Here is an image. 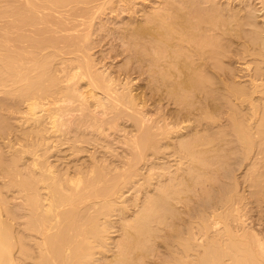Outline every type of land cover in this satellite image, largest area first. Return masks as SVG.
Wrapping results in <instances>:
<instances>
[{"label":"bare ground","instance_id":"obj_1","mask_svg":"<svg viewBox=\"0 0 264 264\" xmlns=\"http://www.w3.org/2000/svg\"><path fill=\"white\" fill-rule=\"evenodd\" d=\"M114 1L0 2V264H264L242 208L264 196V0H159L114 27L112 73L90 31Z\"/></svg>","mask_w":264,"mask_h":264},{"label":"rangeland","instance_id":"obj_2","mask_svg":"<svg viewBox=\"0 0 264 264\" xmlns=\"http://www.w3.org/2000/svg\"><path fill=\"white\" fill-rule=\"evenodd\" d=\"M2 0H0V2H1ZM118 1V0H117ZM117 1L115 0L114 2L116 3V5L118 6H116L115 5V3H113V5H115V8L114 7H112V8H114V10L113 9H111V8H104V9H101V10H103V12L101 11V10H99V15L97 16V14H98V12H97V14H96V16H95V14H94V16H95V19L93 20L94 21V25L92 24V26H91V31H92V33H91V31H90V35H93V36H91V37H93V39H94V45H93V39L90 37V41L92 42V55L94 56V58H95V60L97 61L98 60V62L99 61H101V64L100 65H103V67L105 66V68L107 67L108 69L110 68V72L112 71V73H116L117 72V66L118 65H122L123 66V63L125 62V61H127L125 58L127 57V59H128V56H126V55H128V53L127 54H125V50L123 49L124 47L126 48L127 47V42L125 43V41L124 40H120V37L118 38L117 36L119 35V34H117L116 32H118L119 30H118V28H120V26H121V24L119 23L120 21L122 22V21H126V20H123V19H126L127 18V20L129 19V18H131V20L132 19H134L133 18V15H134V17H135V19H136V16H137V19H139L140 18V16H141V18H143V15H145L146 13H145V11L144 10H147L146 8H148V10H150V9H152L153 7H155L156 6V4L157 3H160V1L159 0H130V6L131 7H129L128 5H129V2H128V4L126 3V9H128V10H126L125 9V7H123L122 5H123V1H119L118 3H117ZM129 1V0H128ZM201 1V0H200ZM143 2V3H142ZM154 3V5H151V4H153ZM162 2V1H161ZM254 2V1H253ZM252 1H251V3L252 4H254ZM1 3H3L4 4V6H5V0H3ZM0 3V4H1ZM2 4V5H3ZM121 4V5H120ZM161 4V3H160ZM2 5H0L1 7L0 8H2L3 6ZM150 5H151V7H150ZM255 5L257 6L258 5V3L256 4L255 3ZM254 5V6H255ZM124 6H125V4H124ZM116 7H117V9H116ZM127 7H129V8H127ZM67 8V7H66ZM135 8V9H134ZM256 8H258V6L256 7ZM109 9H111V10H109ZM129 9H132L133 11H135L134 13L133 12H131ZM142 9H143V11H144V13L145 14H141V12H142ZM115 10H116V12H115ZM118 10V11H117ZM130 11V12H129ZM260 11V10H259ZM102 12V13H101ZM131 13H133V14H131ZM258 13H261V12H258ZM129 14V15H128ZM114 16V18H113V20H112V17ZM128 16V17H127ZM130 16V17H129ZM3 17H5V19H6V16H2V19H0V36H2L1 34L3 33V36L2 37H4V36H6V35H8L7 34V31H6V26L4 27V25H5V23H3V21L2 20H5ZM110 17H111V19H110ZM140 18V19H141ZM8 19V18H7ZM6 19V20H7ZM122 19V20H121ZM136 19V20H137ZM5 20V21H6ZM111 20V21H110ZM7 21H9V20H7ZM119 21V22H118ZM10 22V21H9ZM1 23H3V24H1ZM119 23V24H118ZM7 24H8V22H7ZM6 24V25H7ZM102 24H106V25H104V27L106 28V26L108 27H110V28H112V31H110L111 29L110 28H106V30H105V28L104 29H101L102 28ZM117 24H118V27L116 28V26H117ZM124 23L122 22V25H123ZM9 25V24H8ZM120 25V26H119ZM80 26H82V25H80ZM79 26V27H80ZM99 26V27H98ZM118 30V31H116V30H114L115 32H113V29H115V28ZM94 28V29H93ZM5 29V30H4ZM108 29V30H107ZM110 29V30H109ZM13 30V29H12ZM27 30V29H26ZM4 31V32H3ZM24 31V30H23ZM28 32H29V29L27 30ZM26 31V32H27ZM107 31V32H106ZM9 32L11 33V30H9ZM8 32V33H9ZM12 33H13V31H12ZM11 33V35L9 34L8 36H10L11 38H12V36L14 37L16 34L15 33H17L16 31H14V33L13 34H15V35H13ZM30 33V32H29ZM114 33V34H113ZM116 33V34H115ZM95 35V36H94ZM36 36V35H35ZM16 37V36H15ZM14 37V38H15ZM17 38V37H16ZM15 38V40H17ZM2 39L3 38H1V42H2ZM15 40H14V42H13V45H16L15 43H17V42H19L18 40H17V42H15ZM89 41V42H90ZM124 41V42H123ZM21 43H23V44H21ZM21 43H17L18 45H17V47H19V45H21V47H22V45H23V47H24V43H26L27 44V42H21ZM1 44V43H0ZM148 44V43H147ZM0 47H1V45H0ZM16 47V46H15ZM26 47V46H25ZM121 49H123L124 50V52L121 50ZM119 52H121V53H119ZM124 54H123V53ZM131 63H133V62H131ZM135 64V63H134ZM132 65L133 64H130V66H129V68L130 69H132L131 67H132ZM235 65V64H234ZM236 65H237V63H236ZM120 67V66H119ZM118 67V68H119ZM106 68V69H107ZM112 68V69H111ZM116 68V69H115ZM115 71H114V70ZM120 69V68H119ZM109 71V70H108ZM131 71V70H130ZM133 73L134 72H131V77H133V79H132V81H134V77H135V81H137L138 80V83H141L142 81H141V79H138L139 77H137V74L134 76L133 75ZM136 73V72H135ZM137 78V79H136ZM142 80H144V79H142ZM134 81V82H135ZM140 81V82H139ZM145 82V81H144ZM144 82H142V83H144ZM2 97L3 96H6L7 97V99H8V97L9 96H7L6 94H0ZM0 96V100H2L3 98L5 99V97H1ZM149 97V96H148ZM147 97V99H149ZM2 98V99H1ZM10 98V97H9ZM7 99H5V100H2L3 102H9L10 100V103H8V104H12V103H14V100L15 99H13V98H10V100L8 101ZM7 100V101H6ZM13 100V101H12ZM150 100H152V98H150ZM150 100H147V101H150ZM157 100V99H156ZM166 100V99H165ZM164 99H163V101L161 102V100H157V101H159L158 103L157 102H152L151 103V101L150 102H147V103H151V106L153 105V103L154 104H156L157 103V105H153L152 107H150L149 109H155V110H157V108H158V110H159V108L161 109H163V110H166V109H168V108H170V107H173V105L172 104H170V103H168L167 101H165ZM148 107V106H147ZM149 109H147L146 108V111H148ZM162 109H161V111H162ZM152 110H149L148 112H150V111H152ZM155 110H153V112H156ZM6 110H4L3 112H2V110H1V112L2 113H6L5 112ZM160 111V110H159ZM160 111V112H161ZM157 113H158V111H157ZM157 113L155 114V115H157ZM148 114H151V112L150 113H148ZM152 116H153V114H152ZM154 117V116H153ZM9 119H11V118H9ZM8 119V120H9ZM9 121H12V119L11 120H9ZM125 126H127V124L125 123ZM63 145V144H62ZM62 145H59L60 146V150H56L55 152H54V154H55V156L57 155L58 157H59V160L62 158V159H64V158H66L67 157V154L69 155V152L68 151H66V150H64L66 147H65V144H64V147L62 146ZM58 146V147H59ZM89 146H87L86 147V150L81 154L83 157H88L89 158V155L88 154H90L91 152V150L93 151V148H88ZM88 148V149H87ZM95 150V149H94ZM67 153L66 154V157L64 156V153L65 152ZM98 152L100 151V150H97ZM58 152V153H57ZM64 152V153H63ZM63 153V155H61ZM100 153V152H99ZM98 153V154H99ZM79 154V156H81ZM98 154H96V151H94V155L95 156H99ZM59 155H61V157L59 156ZM88 155V156H87ZM55 156H54V158H55ZM70 156V158H71V155H69ZM68 156V157H69ZM81 156V158H82V160L81 159H79L78 158V160H77V162L80 160V162H84V159H83V157ZM67 157V158H68ZM70 158H68V162L67 163H70L71 165H72V160L70 159ZM52 159H53V157H52ZM58 159V158H57ZM61 159V160H62ZM55 160V159H54ZM59 160H57V162L56 163H58L59 162ZM60 160V162H66L67 161V159H64L63 161H61ZM66 160V161H65ZM86 161H88L87 159H85ZM85 161V162H86ZM59 162V163H60ZM63 162V163H64ZM84 162V163H85ZM58 163V164H59ZM249 160L245 163V168H247V165L249 166ZM62 165H64V164H62ZM61 165V163L58 165V166H62ZM243 167V168H244ZM243 168L241 167V171H242V174H243V171H245V168H244V170H243ZM241 171H239V172H241ZM144 173H145V171H143ZM238 172V171H237ZM237 174V173H236ZM241 173H238L237 174V176H239L238 178L240 179V181H242V176L240 177V175H242ZM244 183V184H243ZM246 184V182H241V186L242 185H245ZM246 186V185H245ZM249 188V187H248ZM242 189L240 188V191H241ZM245 193V194H244ZM243 194L246 196V198H247V200H246V198H245V200H243V202H242V205L245 203V206L243 205V207L242 208H244V209H246V210H244L243 212H244V216H246V217H248V219L246 218V220H248L247 222H250V223H252L251 221H255L253 224H262V223H264L262 220H264V196H263V198H262V200L260 201V204L258 205L257 204V202L255 201V200H253L251 197L252 196H250L251 194H249L248 193V189H247V186L245 187V191H243ZM122 197H123V202L124 203H126L127 205H130L131 204V200L134 198V192H132V190H131V188H129V189H127V190H125L124 192H123V195H122ZM250 199V200H249ZM249 200V201H248ZM252 200V201H251ZM246 201V202H245ZM254 201H255V203H254ZM247 203V204H246ZM249 203V204H248ZM253 203V204H252ZM259 203V202H258ZM248 207H247V206ZM258 205V206H257ZM251 208V209H250ZM258 208V209H257ZM247 210H248V212H247ZM260 211V212H259ZM245 213H246V215H245ZM259 213V214H258ZM248 214H249V216H248ZM262 216V217H261ZM250 217V218H249ZM253 217V218H252ZM255 218V219H254ZM113 219H116V220H119V216H113ZM251 219V220H250ZM257 221V222H256ZM262 221V222H261ZM117 235H118V233H117V231H115V229H113L112 231H111V237H112V239L113 238H115V237H117ZM153 254H156V252L154 253L153 252ZM158 256H159V253L157 254ZM157 255H156V257H157ZM152 256V258L151 259H155L156 257H154V255H151ZM150 256V257H151Z\"/></svg>","mask_w":264,"mask_h":264}]
</instances>
